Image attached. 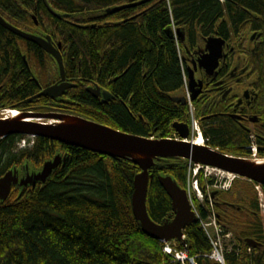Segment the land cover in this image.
<instances>
[{"label":"trees","instance_id":"obj_1","mask_svg":"<svg viewBox=\"0 0 264 264\" xmlns=\"http://www.w3.org/2000/svg\"><path fill=\"white\" fill-rule=\"evenodd\" d=\"M35 1L44 12L42 0H0V15L19 16V22L25 23L29 16L22 8L33 10ZM132 1L144 4L122 12L119 16L126 21L108 28L107 21L113 16L105 11ZM51 2L59 12L90 13L91 27L60 25L54 20L52 29L63 32L70 49L65 62L69 71L76 73L81 65L87 79L98 80L104 88L112 83L115 98L108 105H100L88 93L81 92L76 95L78 104H66L64 110L141 137L153 133L167 138L173 135L175 122L189 119L188 107L182 109L170 100L184 88V68L177 43L169 38L167 30L184 28L188 35L205 36L218 31L230 40L245 34L250 23L255 30L264 26V0ZM257 17L262 18L261 23L255 21ZM19 42L23 43L21 38L0 26V110L28 99L37 88L30 82L32 76L20 54L23 45ZM28 55L45 72L55 66L51 58L43 60L36 50L29 49ZM253 60L259 65L264 63L260 54ZM194 106L198 111V105ZM204 135L212 148L224 154L247 156L250 135L227 118L205 126ZM21 140V136H11L0 141V178L22 164L41 168L58 154H67L68 159L46 185L14 189L10 198L0 203V264H179L164 254L163 244L145 236L135 220L132 196L134 178L140 170L132 162L43 138L36 139L32 149L19 151ZM263 147L264 144L259 148L262 158ZM187 170L183 160L156 161L147 197L154 222L161 223L172 215L171 199L158 177L170 176L184 189ZM240 191L245 194L243 206L236 198L230 201L222 194L215 199L220 223L239 240L238 246L228 253L227 264H264V222L254 185L238 179L232 194ZM202 217L207 219V213L202 211ZM243 217L248 221L243 223ZM187 236L191 256L202 257L199 264H211L203 258L212 252V246L201 225L188 228ZM248 239L262 245L251 255Z\"/></svg>","mask_w":264,"mask_h":264},{"label":"water","instance_id":"obj_2","mask_svg":"<svg viewBox=\"0 0 264 264\" xmlns=\"http://www.w3.org/2000/svg\"><path fill=\"white\" fill-rule=\"evenodd\" d=\"M49 11L56 18L61 19L62 15L54 12L46 0H43ZM144 3L134 5L118 6L107 9V15H114L123 10L141 6ZM0 26L11 34L32 42L49 54L58 64L61 74L59 84L52 86L31 100L27 104L38 100L41 97L57 99L63 96L72 85L66 82L64 60L59 51L51 44V40H44L33 34H29L15 28L0 16ZM179 38L182 40L183 33L178 30ZM183 41V40H182ZM225 41L211 38L208 40V54L203 56L200 67L208 70L212 75L219 66V62L224 58ZM191 88L194 79L191 77ZM201 87V84H200ZM95 98L103 96L102 103L110 102L113 96L102 90L100 87L89 90ZM200 91L194 94L192 100L195 101ZM178 103L186 104L184 98L174 100ZM37 120L58 121L53 124L39 123ZM174 129L180 139L188 140L190 128L186 124L175 123ZM11 136H23L32 138H43L57 142L61 145L78 148L108 157L113 160L130 161L139 168L134 178V193L132 196V209L135 220L141 225L142 232L154 241H164L169 244L177 242L182 246H188L185 239V230L197 224V217L192 211L188 195L184 189L170 176H159L158 181L172 202V215L161 223L154 222L148 212L147 197L150 183L153 181L151 170L156 166V161L160 160H186L195 165L207 166L222 170L229 174L238 176L241 179L251 181L264 187V160L255 161L228 156L218 150L209 147H199L192 143L177 140H152L150 138L124 133L108 126L76 117L61 115H41L30 113L14 112V117L4 118L0 116V141ZM68 159V155H56L52 160L47 161L38 172L29 171L26 164L24 170L27 175L20 177V170L13 169L0 178V203L6 202L13 188H35L37 184L46 185L53 173L63 166ZM218 193H215L216 196ZM248 246L256 249L260 244L253 240H246Z\"/></svg>","mask_w":264,"mask_h":264},{"label":"flooded vegetation","instance_id":"obj_3","mask_svg":"<svg viewBox=\"0 0 264 264\" xmlns=\"http://www.w3.org/2000/svg\"><path fill=\"white\" fill-rule=\"evenodd\" d=\"M46 1L54 12L62 15L61 19L53 16L43 0L42 3L45 6V11L48 13H46L48 16L44 15L45 11H40L37 1H35L36 5L33 10L24 7L22 8L23 12L29 16L28 21L25 23L19 22V16H7L6 13L3 14L5 17L3 15L1 16L11 25L22 31L33 34L44 40H51L52 46L60 52L64 60L66 82L71 84L72 88L68 89L63 96L57 99L41 97L38 100H34L32 103H24L33 99L42 91L59 84L61 81V74L58 64L49 54L36 44L22 40L23 43L19 42L20 45H23V48H20V54L22 55L26 66L30 69L29 72L32 76L30 82L36 84L37 88L33 96L26 100L16 101L14 106L21 113L41 115L53 114L84 118L73 114V112L64 110L63 107H65L66 104H78L76 95L81 92L88 93L93 97L91 93H89V90H94L97 87L112 94L113 99L105 104L102 103L103 96L100 99H96L100 105H108L115 101L114 95L111 92L112 83L108 84V88H104L99 84L98 80L87 79L82 73L81 65L78 67L76 73L70 72L65 64L70 49L67 47L63 32L59 31L57 28L52 29V24L54 23V20H57L60 25H72L74 27L81 26L87 28L91 27L90 25L93 24V20L91 19V16L88 15L90 13L87 11L73 14L59 12L51 5V0ZM138 3L144 2L132 1L123 3L119 6L134 5ZM135 8L137 9L138 7L129 8L111 15V17H113L107 21V27L114 28L123 24L126 20H124L122 16H119V14ZM128 20H130V18ZM255 21L261 23L262 18L257 17L255 18ZM175 29L180 30L183 33V41L180 38L177 41L174 33L170 30H167V35L169 38L176 41L179 52L182 56L184 55V57H182L184 88L181 92L170 96V100L174 102L176 106H181L182 109H185L188 101H193V95L200 91V94L197 96L194 103L198 105L197 116H202V118H199L198 116L201 128L204 130L205 126L213 125L215 121L221 117L227 118L242 132L250 135V145L253 143L259 151L260 145L264 144V63L261 65L256 64L254 63L253 58L255 59L256 56L260 54L263 56L264 61V26L261 30H255L253 23H250L245 34L230 40L225 39V37L221 36L218 31L205 36L200 33L188 35V32L184 28ZM211 38L222 39L225 41L223 49L224 58L219 62L218 68L212 75L208 74V70L201 68L199 64L200 59L208 54L206 49L208 40ZM29 49L38 51L43 60L51 58L55 62V66L54 64L53 66L51 65L46 72L42 69H38L37 64L30 61L28 55ZM249 58H251V62L248 61ZM191 77L194 79L192 88L190 86ZM177 98H184L186 104L175 102L174 100ZM86 120L92 121L90 119ZM175 123L186 124L190 128V121L187 118L184 121H177ZM156 132L157 131H155V133ZM151 136H154L157 139L166 140V138L161 135L151 133L149 137ZM170 138H175L174 132ZM251 153L249 146L247 156L250 157ZM258 158L262 157L259 155ZM27 173H20V177H23Z\"/></svg>","mask_w":264,"mask_h":264},{"label":"built area","instance_id":"obj_4","mask_svg":"<svg viewBox=\"0 0 264 264\" xmlns=\"http://www.w3.org/2000/svg\"><path fill=\"white\" fill-rule=\"evenodd\" d=\"M193 134H197L199 136V140L202 145L206 144L207 141H203L201 139V131L198 124L194 121L193 123ZM253 152H256L254 148H252ZM203 171L204 180L214 179L213 189L228 191L233 183L234 177L230 175H226L220 171L210 169V168H200V167H189V178H188V191L189 195L192 198L194 195L198 198V200H203L204 196L202 191L200 190V184L198 177ZM259 195L262 197V192L260 188H257ZM205 228L206 234L210 240V243L213 247V252L209 256H205V258L211 259L219 264H225V251L223 246V239L229 238L228 236H223L224 231L221 227L217 225L215 220L211 224H203ZM214 228L215 235L210 233V228ZM171 253V251H169ZM196 258H191L187 252L176 253V260L181 262V264H198Z\"/></svg>","mask_w":264,"mask_h":264},{"label":"rangeland","instance_id":"obj_5","mask_svg":"<svg viewBox=\"0 0 264 264\" xmlns=\"http://www.w3.org/2000/svg\"><path fill=\"white\" fill-rule=\"evenodd\" d=\"M182 57H184V55L182 56V54H181V59H183ZM194 110H195V114H197L196 108H194ZM26 141H27V147H28V145L31 144L34 140L27 139ZM22 142H20V144ZM232 191H233V189L230 191L231 194H229V193H222V195L223 196H227L228 200H230V201H234V198H236V201H238L241 205H242V203L245 204V194L243 193V191H240L239 193L238 192L235 193V196L232 194ZM254 191L257 193L256 188L254 189ZM258 201H260L259 197H258ZM260 203L261 202H259V205H260ZM259 209H260V214H261L260 215V219L264 222V210L261 207ZM241 219H242V222L243 223H245L246 221H248L245 217H243ZM229 232H230V234L232 236L229 239L225 240V246H226L225 247V250H227V251L229 249H231L232 247H234V245L238 246L237 244H239L238 241L236 240L235 234L233 232H231V231H227L226 230V233H229ZM226 235H228V234H226Z\"/></svg>","mask_w":264,"mask_h":264},{"label":"bare ground","instance_id":"obj_6","mask_svg":"<svg viewBox=\"0 0 264 264\" xmlns=\"http://www.w3.org/2000/svg\"><path fill=\"white\" fill-rule=\"evenodd\" d=\"M198 144H201L200 142ZM239 241V240H238ZM240 254V253H239Z\"/></svg>","mask_w":264,"mask_h":264}]
</instances>
